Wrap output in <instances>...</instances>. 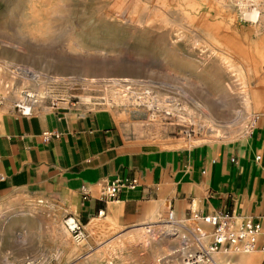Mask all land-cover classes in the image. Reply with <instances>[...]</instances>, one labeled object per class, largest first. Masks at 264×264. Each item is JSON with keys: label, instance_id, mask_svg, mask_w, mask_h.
Listing matches in <instances>:
<instances>
[{"label": "rangeland", "instance_id": "obj_1", "mask_svg": "<svg viewBox=\"0 0 264 264\" xmlns=\"http://www.w3.org/2000/svg\"><path fill=\"white\" fill-rule=\"evenodd\" d=\"M254 10L255 23L246 17ZM245 93L252 105L264 101V0H0V102L22 113L105 108L125 114L119 127L134 143L198 151L235 147L261 127L264 108L246 112ZM64 220L44 236L8 234L0 264H71L78 255L79 264H183V241L198 249L192 232L204 245L212 237L193 216L156 230L171 237L144 229L134 251L127 235L89 256L86 233L77 241Z\"/></svg>", "mask_w": 264, "mask_h": 264}, {"label": "crops", "instance_id": "obj_2", "mask_svg": "<svg viewBox=\"0 0 264 264\" xmlns=\"http://www.w3.org/2000/svg\"><path fill=\"white\" fill-rule=\"evenodd\" d=\"M260 105L263 109L264 101ZM123 119L124 113L116 116L80 103L24 114L0 102V174L5 177L0 183V262L10 251L8 234L44 236L69 215L84 227L89 256L127 235L133 237L129 249L134 251L139 247L134 236L144 229L171 237L156 231L167 224L171 209L177 226L184 227L180 221L192 219L194 212L211 214L229 205L237 218L257 220L264 229V119L240 145L218 144L211 158L205 148L143 147L127 139L119 127ZM132 130L143 134L138 125ZM119 179H136L137 185L123 187L116 199L104 198V187ZM15 218L21 222L14 226ZM204 237L207 243L211 235ZM31 243L40 249L39 241ZM247 255L231 262L260 263V254ZM78 257L71 264H79Z\"/></svg>", "mask_w": 264, "mask_h": 264}, {"label": "built area", "instance_id": "obj_3", "mask_svg": "<svg viewBox=\"0 0 264 264\" xmlns=\"http://www.w3.org/2000/svg\"><path fill=\"white\" fill-rule=\"evenodd\" d=\"M24 114H30V111H24ZM261 157H257L260 160ZM235 162V159L233 160ZM5 177L0 174V183ZM136 179H119L113 183L107 184L102 195L104 198L116 199L121 193L123 187L135 188ZM100 212L99 215H102ZM195 219L211 226L212 237L208 245H204L198 236L192 232L194 240L197 242L198 249L189 251L188 241H184L185 251L183 264H252L236 259L233 263L221 259V254L227 253L238 255L243 253H258L261 255V262L264 264V229L261 223L252 218L240 219L234 214L229 205L215 211L211 214H205L203 211L193 213ZM176 215L171 209L167 215V223L177 224ZM66 230L71 233L77 241L85 238L84 227L74 216L69 215L64 220ZM26 264H34L32 261Z\"/></svg>", "mask_w": 264, "mask_h": 264}, {"label": "bare ground", "instance_id": "obj_4", "mask_svg": "<svg viewBox=\"0 0 264 264\" xmlns=\"http://www.w3.org/2000/svg\"><path fill=\"white\" fill-rule=\"evenodd\" d=\"M246 17L249 19V21H251V22H257L258 20H259V18H260V14H259V12L257 11V10H254V11H251V12H247L246 13ZM242 85H243V88H245V84L242 82ZM29 96H31V97H33L34 95L33 94H28L27 95V97H29ZM39 98V97H38ZM245 100H244V102H245V110H246V112L248 111L249 112V109H250V107L252 108V106H258L259 105V103H255V104H251L250 102H249V100L251 99V96H250V93H245ZM25 110L26 111H30V107L29 106H27V107H25ZM151 118L153 119L154 118V116H151ZM249 118H247V116H245L244 117V122H246V120H248ZM243 122V121H242ZM242 129V127H240L239 128V130H241ZM238 131V130H237ZM236 131V132H237ZM218 142L219 141H215V142H213V143H211L208 147H206L205 149L207 150V152H209V157L211 158V156H213V154H215L216 153V151H217V147H218ZM197 144V143H196ZM221 147V146H220ZM223 148V147H222ZM220 149V148H219ZM219 151V150H218ZM198 154V153H197ZM202 154V153H201ZM205 155H207L206 153H205ZM207 242V241H206ZM234 256H248L247 255V253H243V254H238V255H232V254H224V255H221V259H223V260H225V261H228V262H231V258L232 257H234ZM231 263H233V262H231Z\"/></svg>", "mask_w": 264, "mask_h": 264}]
</instances>
